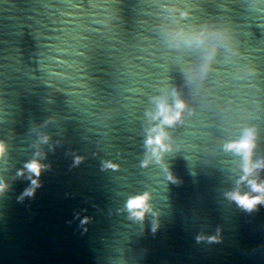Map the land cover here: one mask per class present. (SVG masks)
<instances>
[{
	"label": "water",
	"instance_id": "obj_1",
	"mask_svg": "<svg viewBox=\"0 0 264 264\" xmlns=\"http://www.w3.org/2000/svg\"><path fill=\"white\" fill-rule=\"evenodd\" d=\"M206 28L229 39L175 37ZM174 91L172 151L142 167L147 113ZM252 126L264 159V0H0V264H264V204L226 195L243 172L224 145ZM143 192L138 221L125 205Z\"/></svg>",
	"mask_w": 264,
	"mask_h": 264
},
{
	"label": "clouds",
	"instance_id": "obj_2",
	"mask_svg": "<svg viewBox=\"0 0 264 264\" xmlns=\"http://www.w3.org/2000/svg\"><path fill=\"white\" fill-rule=\"evenodd\" d=\"M181 15L186 16L187 13H182ZM215 37L220 39H229L225 32L214 31L208 32L207 28L204 32L199 33L196 37H188L181 29L175 34L176 38H183L189 40L196 39L199 43H204L209 37ZM215 48L213 47L212 52L209 54V60L211 55L214 54ZM208 65H204V70H207ZM50 77H55L59 80H65L68 78V73L57 72L54 70L49 71ZM49 83L51 81H48ZM174 96L176 97L174 104L170 105L164 98H155L157 104V110L153 112H148L147 115L151 120L159 121V124L148 129V137L145 141L148 152L143 161H141L142 167H148L149 164L154 159L156 162H162V157L165 152L172 151V145L168 142L171 139V135L166 131V127L171 128L177 124H183V117L185 111H187L188 106L186 102L179 98L178 93L174 91ZM44 142H47L48 137H42ZM226 151H231L238 154L242 158L240 168L242 169L243 175L237 181V188L234 191L228 192L226 195L233 201L237 203L239 207L246 211H253L256 209L257 205L264 204V181L257 179L258 171L264 169V159L254 160V150L257 148V129L252 127H246L243 131L242 136L238 140H233L224 145ZM7 151V145L4 141H0V159H2ZM40 156L41 153H37ZM83 160V157L76 156L75 163L79 164ZM29 173L34 174L35 177L41 175L43 168L47 167L40 163L38 159H33L25 165ZM102 167L105 170H119L120 165L110 161L105 160L102 162ZM167 171V167L165 166ZM18 175H23V172L18 173ZM168 179L173 183L176 182V178L168 173ZM247 182L250 189L248 192H241L239 185ZM32 187L28 188L24 196H32L35 192L36 187H39L38 179L31 180ZM7 185L0 181V193L6 189ZM23 197H21L22 199ZM151 193L143 192L134 196L129 197L126 202L125 207L130 213V216L138 221H143L146 213L152 211L150 204ZM83 224L88 223V218L82 221ZM158 225L153 227V231L156 230ZM211 239H216L212 237Z\"/></svg>",
	"mask_w": 264,
	"mask_h": 264
}]
</instances>
